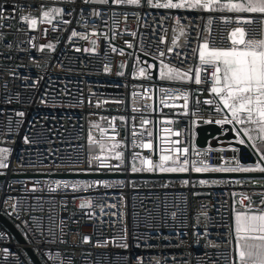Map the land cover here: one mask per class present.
I'll use <instances>...</instances> for the list:
<instances>
[{
	"label": "snow or ice",
	"instance_id": "1",
	"mask_svg": "<svg viewBox=\"0 0 264 264\" xmlns=\"http://www.w3.org/2000/svg\"><path fill=\"white\" fill-rule=\"evenodd\" d=\"M135 8L138 11H132L131 15L138 21L145 20V25L150 28L152 34L155 35L156 29H152L148 25L147 18L151 17L155 22L157 29L161 33L159 42L155 50H151L150 45H146L143 34H140V42L136 50L133 52H125L123 47H117L113 42L118 33L115 31L119 27V18L122 17L125 25L129 16L127 9ZM160 10L164 11V15H159ZM188 12L189 16L180 13ZM156 13V15H153ZM107 18V19H106ZM207 20L203 27L197 20L203 22ZM187 23H182V21ZM15 21V23H13ZM80 26L83 31H78L72 27L70 34L67 36V42L75 43V38L90 40L91 47L84 48V52L99 55V39L103 37L107 50L104 51V58L107 61L109 50L111 53H117L121 56L128 55L133 58V76L136 75V66L143 64L139 68V75L152 78V69L157 67L156 63H148L143 57H150L154 62H159V78L162 81H190L197 86L199 93L210 92L211 98H206L203 103L209 106V110H214L221 118H214L209 115L207 121L203 120L200 115L201 101L199 98L195 100L194 106L189 110V92H183L185 114L190 115L194 119L191 120L192 125L198 122L215 123L217 125H231V132L235 133L232 140H229L228 148L223 147L197 148L191 141L182 142L177 139L168 149L167 154L163 151L159 154L158 159H153L151 155H144L141 152L132 151L130 167L124 169L125 155L121 148H126V139L124 141L117 140L119 135L115 124L116 117H112L109 127L111 133L107 129L100 127L95 121H90L87 133V153L83 166L80 165V156L78 149L83 148L82 144H73L70 141H61L67 149L75 152V156H59L52 161V166H45L43 163L44 153H38L41 157L40 167L36 171L41 173L40 178H33L31 186L25 185L23 191L33 194L30 199L38 202L42 197H36L37 192L43 193L45 190L49 193L61 192V210H66L68 195H71L73 201L80 200L79 208L81 214L88 220H95L97 209L99 214H104L105 208H115V204L105 205L102 201L107 198V193L102 197H77V193L83 190L89 192L97 191L101 188L109 189L113 187L124 186L126 180H110L103 178H95L90 180H67V179H49L52 176L51 168L56 170L60 168L67 169L68 172L78 173H100L106 175L112 171H130L131 173L149 172V173H259V179L252 176H246L244 179L229 178L228 180L215 178H200L198 181L190 179L181 180V184L201 186H214L218 184L227 185H245L253 188L251 193L241 192V199L235 200L237 195L231 193L233 197V221L229 226L228 235L231 240L225 242V250L223 253L224 264H264V0H53L52 4L41 3L38 9H33V4L26 0H4L0 2V59L11 60L14 63L15 52H24L28 54L33 65L39 70L35 79L30 75L20 76L16 71L17 68L25 65L16 64L14 67L0 69L5 73L0 76V170H7L10 165L9 157L13 151L15 138L21 134L25 123L27 129H24L23 143L25 145H39L42 141H47L48 154H58L61 150L52 147L53 137L58 136L52 128L48 127L49 116H39L34 120L27 117V107L33 103L27 100L23 93L11 84H15L17 78L22 81L23 88L35 90L39 92L40 81H42L47 72L44 71L49 66L51 55L48 59H44L42 55H32L31 49H35L37 53L43 54L47 49L48 52L55 53L59 44V37L55 42L39 43L36 41L38 37L33 35L29 30H36L40 26L42 37H47L49 31H67L72 25ZM171 22L172 38L170 43H165L168 29L165 28L167 22ZM109 22L111 28H109ZM218 22L217 32L213 31V23ZM97 23L101 27H97ZM51 26V27H48ZM15 33H23L25 39L20 40ZM106 29V31H105ZM124 31H128L125 27ZM129 35L135 37L137 32H129ZM96 39H90V37ZM11 37V38H10ZM21 44H27L29 47L21 48ZM124 44L129 49H133L134 45L125 40ZM80 52V48H75ZM191 57L196 60L192 66L185 68L183 71L173 66L170 62L175 58L178 63L185 64ZM126 61L121 60L118 67L123 69ZM112 71L111 64L106 62L103 65V72L110 73ZM43 73V74H41ZM117 75H123V72H117ZM51 83V80H49ZM204 87H201V86ZM165 93L178 91L176 89L165 88ZM64 95H68L67 89ZM92 93L89 91V96ZM137 94L133 92V97ZM39 105L49 108L63 106L57 94L53 92L49 95V90L45 89L39 94L35 101ZM84 103L82 97L77 101ZM91 104V100L88 101ZM135 102V101H134ZM106 101L97 99L95 106L102 107ZM120 103V101H116ZM163 103V101H162ZM13 105H21V108L13 107ZM136 109L133 108V112ZM91 116L92 113H89ZM55 119V117H52ZM106 118L101 116L100 120ZM133 119L132 131V147L137 146L141 149H152L153 143L151 139L141 140L137 145L136 126ZM121 122H126V117L120 116ZM148 120H141V126L147 125ZM39 125V130H34ZM98 130L100 133L97 139L93 131ZM228 131V129H223ZM127 131V129H125ZM147 136L151 137L152 133L147 132ZM179 137V133H177ZM99 146L101 154H94L93 149ZM230 150L232 157L225 161L221 153ZM107 152V155L104 153ZM217 153V163L210 162L211 153ZM114 156L116 163H110V159ZM59 159V163L56 160ZM250 161L241 163V161ZM137 161L139 167H137ZM49 170L45 171V168ZM0 174H3L0 171ZM133 185L135 181H131ZM173 183L171 180L168 184ZM167 187L168 185H163ZM259 188L256 191L255 188ZM254 197H259L257 202ZM97 200L101 202H97ZM247 201V203H245ZM3 207L0 208V214L8 216L10 219L18 221L16 227L21 229L29 245L33 240L28 239L29 233L33 238H38L33 248V252L39 261H35L23 248L11 251L10 247H4L0 250V256L4 259L0 260V264H74V256L66 254V250L60 249L59 245L67 243L65 239L66 228L68 223H78L74 219L76 213H71L67 218L61 217L57 222L50 210L47 218L44 216L32 215L35 205L28 203L25 205V198L7 197L2 202ZM240 204L241 210L236 209V204ZM204 207V206H201ZM11 209V211H9ZM14 214V215H13ZM115 215V213H113ZM173 217L176 212H172ZM208 217L206 211L196 214L195 223L192 228V243L199 245L201 236L207 237V225H204V232L200 231V217ZM155 218H152L154 222ZM23 226V227H22ZM185 228L188 225H184ZM187 234V233H185ZM9 236L5 231H0V239ZM115 238H113V241ZM120 247L127 249L129 247L128 238L125 234L119 237ZM234 241V247L229 248L231 242ZM109 240L96 239L94 247L103 248L109 244ZM81 244L92 243V237L82 234L80 238ZM183 243V241H181ZM219 248V244L208 241L205 248ZM47 249V251H45ZM234 253V254H231ZM191 255L190 253L188 254ZM91 256L89 252L84 256L87 260ZM154 259V264H167V258L161 260ZM208 264H218L217 260L207 257ZM96 264H100L99 261ZM134 264H143L142 257H135ZM172 264H190V261L183 259L178 260L172 257Z\"/></svg>",
	"mask_w": 264,
	"mask_h": 264
},
{
	"label": "built area",
	"instance_id": "2",
	"mask_svg": "<svg viewBox=\"0 0 264 264\" xmlns=\"http://www.w3.org/2000/svg\"><path fill=\"white\" fill-rule=\"evenodd\" d=\"M4 2V0H0ZM29 2V0H26ZM33 4V9H38L41 3L52 4L53 0H30ZM129 16L127 25H125L122 17L119 18V27L115 29L121 35H117L114 38V43L117 47H123L125 52H133L136 50L140 42V34H143L146 45H150L151 50H155L161 33L157 29L155 22L151 17L147 18L148 25L152 29H156L155 35L148 26L145 25V20H137L131 15L132 11H138L135 8L127 9ZM185 16H189L188 12L181 11L180 13ZM156 15V13H153ZM159 15H164V11L160 10ZM107 19V18H106ZM191 19V16H189ZM207 22L206 18L203 22L197 20L196 23H200L201 27ZM15 23V21L13 22ZM187 23V21H182ZM171 22L165 24V28L168 29L165 43H170L172 38V31L170 27ZM51 27V26H48ZM75 27L78 31L83 29L75 24L72 25L67 31H49L47 37H42L40 32V26L36 30H29L33 35L38 37L36 43H47L48 41L55 42L59 37V44L57 45L55 53H49L46 49L43 54L37 53L35 49H31L32 55H42L44 59H48L49 66L44 71L47 72L45 78L40 81L39 92L31 89H24L22 81L17 78L15 84H11L10 87L21 91L27 100L33 101V103L26 105L27 117L30 120H34L39 116L48 115V127L52 128L59 135L53 137L54 148H59L61 151L58 154H48L46 149L48 147L47 141H42L39 145H25L23 143L24 129H27L25 123L24 129L21 134L15 138V144L13 151L9 157L10 165L7 170H0L3 174H0V202L7 197L25 198V205L32 203L35 205L32 215L48 217L50 210L54 219L58 222L61 217L67 218L71 213H76L74 219L78 223H68L66 228L67 240L66 244L59 245L60 249L66 250V254L74 256V264H96L97 261L100 264H134L135 257H142L143 264H154V259L161 260L167 258V264H172V257L175 256L178 260L182 257L190 261V264H208L207 257H212L218 261V264H224L223 253L225 250V242L231 240L228 235L229 226L232 225V211H233V197L231 193L235 192L240 196L241 192L251 193L253 188L245 185H227L218 184L214 186H201L198 183L193 185H182L181 180L190 178H131L129 175L133 174L130 171H112L108 173H123V177L119 178H106L110 180H126L124 186L113 187L109 189H99L97 191L89 192L83 190L77 193V197H102L107 193V198L102 202L105 205L115 204V208H105L104 214L101 216L97 209V216L95 220H88L82 214L79 208L80 200H72L71 195H68L66 210H61V197L64 193L55 192L49 193L46 190L41 193L37 192L34 195L36 197H42L41 201L30 199L33 194L23 191L25 185L31 186L33 178H40L41 173L36 171L31 165H35L36 168L40 167L41 157L38 153H44L43 163L45 166H52V161L57 155L75 156V152L67 149L66 145L61 141H70L73 144H82L83 148L78 149L80 156V165L83 166L87 153V133L90 121H95L100 127L105 128L111 133L112 129L109 127L108 121L112 117H116L113 122L116 129L119 132L117 140L124 141L126 139L127 147L121 148L125 155L124 169L130 167L131 153L132 151L141 152L144 155H151L153 159H158L159 154L163 151L167 154L168 149H171L172 145L177 139L182 142L181 146H184V142L191 141L195 144L196 132L195 129L199 125L210 124L208 122H198L192 125L191 120L194 119L188 114H185L183 108L184 100L181 93L189 92V110L194 106L195 100L199 98L201 101L200 115L204 121H207L208 116L211 115L214 118H221L214 110H209V106L204 104L203 101L206 98H211L212 93L204 92L199 93L197 86L194 82L190 81H162L159 78V62L157 64V77L155 79L146 76H133V63L134 60L128 55L121 56L117 53H111L109 50V56L107 61L104 58V51L107 50V46L104 43L103 37L98 41L99 43V55L90 54L84 52V48H90V40H84L82 38H75V43L67 42V36L71 32V28ZM97 27H101L97 23ZM127 27V32L124 31ZM213 31L217 32L219 27L218 22H214ZM109 28L111 23L109 22ZM106 31V29H105ZM129 32H137L135 37L129 35ZM13 34L18 39L23 40L25 36L23 33ZM219 35V33L217 32ZM11 38V37H10ZM90 39H96V37H90ZM127 40L134 45L133 49H129L124 41ZM21 48L29 47L27 44H21ZM80 48L81 51H75V48ZM141 59L150 57H143L141 53ZM121 60L126 61V66L123 69L118 67ZM147 60V59H146ZM152 60V59H151ZM110 63L112 71L110 73L103 72L104 63ZM150 63L151 61H148ZM166 63H171L173 66L180 68L182 71L185 68L192 66L196 63V60L191 57L189 53V59L185 64H180L175 58L171 61L166 60ZM152 63V62H151ZM16 64L25 65L24 67L17 68L16 71L19 75H30L35 79L38 69L33 65L29 59L28 54L24 52H15L14 63L11 60L0 59V69H7L14 67ZM143 64L136 66V73ZM153 71V69L151 70ZM117 72H123V75H117ZM5 73L0 72V76ZM43 74V73H41ZM51 80V83H49ZM201 87H204L203 85ZM171 88L178 91L171 93H165L163 89ZM45 89L49 90V95L55 92L62 102L63 106L56 108H49L43 105H39L35 101L38 99L39 94ZM67 89L68 95H64V91ZM89 91L92 95L89 96ZM133 92L137 95L133 97ZM82 97L83 104L78 103V99ZM106 101L102 107L97 108L95 106L96 100ZM91 100V104H89ZM120 101V103H116ZM135 101V102H134ZM163 101V103H162ZM13 107L21 108V105H13ZM133 108L136 109L133 112ZM89 113H92L90 116ZM103 116L106 119L100 120ZM120 116L126 117V122L119 120ZM55 117V119H52ZM133 117H135L134 123L136 126V141L137 145L141 140L151 139L153 143L152 149H141L138 146L133 149L132 131H133ZM148 120L147 125L141 126V120ZM215 124V123H213ZM127 129V131H125ZM2 130V128H0ZM39 130L37 124L36 130ZM147 132H151L152 136L148 137ZM179 133V137H177ZM94 136L99 139L100 133L98 130L93 131ZM196 146V144H195ZM205 147L197 148H206ZM212 148L228 147L219 144V141L215 145H211ZM94 154H101L99 146H95L93 149ZM107 155V152L104 153ZM210 162L217 163V153L212 152ZM225 161L232 157L230 150L221 153ZM59 163V159L56 160ZM110 163H116L114 156L110 159ZM241 163H247L242 160ZM137 161V167H139ZM49 167L45 168V171L49 170ZM53 174L64 173H78L68 172L65 168L56 170L51 168ZM149 173V172H140ZM19 174H28V177L19 176ZM136 174V173H135ZM49 179H67V180H90L94 178H58L48 177ZM134 179L144 180V182H138L133 185L130 183ZM223 179V180H228ZM155 180V181H153ZM173 183L168 184V181ZM191 181H198L199 179H190ZM168 185L164 187L163 185ZM256 191L260 189L255 188ZM241 197V196H240ZM258 198V197H254ZM97 202H101L97 200ZM204 206V207H201ZM3 205L0 203V208ZM11 211V209H9ZM206 211L208 217H200L201 227L200 231L204 232V225H207V237L201 236V243L199 245L192 243V228L191 225L195 223L196 214ZM172 212H176V216L171 215ZM115 213V215H113ZM3 215V214H1ZM14 215V214H13ZM5 216V215H3ZM14 226L18 221L10 219L5 216ZM155 218L154 222L152 218ZM184 225H188L187 228ZM16 227V226H15ZM23 227V226H22ZM17 228V227H16ZM18 229V228H17ZM127 234L129 247L124 249L120 247L119 237ZM0 231H5L9 236L5 239H0V250L4 247H10L11 251H16L18 248H33L38 238H33L29 233L28 239L33 240L32 245L28 244L21 229H18L22 235L24 241H18L15 236L0 222ZM187 233V234H185ZM82 234H87L92 237V243L81 244L80 238ZM113 238L115 240L113 241ZM96 239L109 240V244L103 248L94 247ZM183 241V243H181ZM211 241L212 243L219 244V248H205V243ZM234 247V241L231 242L229 248ZM26 251V250H25ZM47 251V249H45ZM91 256L85 260L84 256L88 253ZM191 254L190 256L188 254ZM234 254L230 252V255ZM39 258V257H38ZM4 257L0 256V260ZM40 259V258H39Z\"/></svg>",
	"mask_w": 264,
	"mask_h": 264
},
{
	"label": "water",
	"instance_id": "3",
	"mask_svg": "<svg viewBox=\"0 0 264 264\" xmlns=\"http://www.w3.org/2000/svg\"><path fill=\"white\" fill-rule=\"evenodd\" d=\"M148 61L152 63H156L153 60L146 58ZM157 77V67L152 71V79ZM230 125H217V124H204L199 125L196 127V137H195V144L198 147H205L210 139L220 135L224 130L228 129ZM250 162V161H246ZM19 176L28 177V174H19ZM52 176L58 178H94V177H106V178H119L123 177V173H107L106 175H101L100 173H64V174H53ZM131 178H190V179H200V178H215V179H227V178H240L244 179L246 176H252L253 178H259V173H136L130 174ZM0 222L15 236L18 241L23 242L24 239L18 229L3 215L0 214ZM25 250L33 256L35 261H39V258L35 255L31 248H25Z\"/></svg>",
	"mask_w": 264,
	"mask_h": 264
},
{
	"label": "crops",
	"instance_id": "4",
	"mask_svg": "<svg viewBox=\"0 0 264 264\" xmlns=\"http://www.w3.org/2000/svg\"><path fill=\"white\" fill-rule=\"evenodd\" d=\"M231 127L232 126L230 125L229 128H228V131H223L220 135L214 137L213 139H210L208 141L207 145H210V146L211 145H215L217 143V141H219L220 145L228 147V143L227 142L229 140H232L234 135H235V133L231 132ZM256 179H259V178H256ZM240 199H241L240 196H238V195L235 196V200L236 201H239ZM255 200L258 202L259 201V197L255 198ZM245 203H247V201H245ZM235 207H236L237 210H241L239 203H237ZM233 223H234V221H233V211H232V224Z\"/></svg>",
	"mask_w": 264,
	"mask_h": 264
},
{
	"label": "rangeland",
	"instance_id": "5",
	"mask_svg": "<svg viewBox=\"0 0 264 264\" xmlns=\"http://www.w3.org/2000/svg\"><path fill=\"white\" fill-rule=\"evenodd\" d=\"M151 63V62H150ZM158 71H159V67H158ZM136 75H138V76H140L139 75V69H138V71H137V73H136ZM134 181L136 182V183H138V182H144V180L142 179V180H137V179H134ZM153 181H155V180H153Z\"/></svg>",
	"mask_w": 264,
	"mask_h": 264
}]
</instances>
